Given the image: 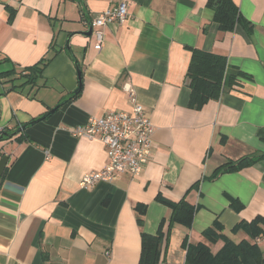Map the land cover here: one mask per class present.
Listing matches in <instances>:
<instances>
[{
  "label": "crops",
  "instance_id": "1",
  "mask_svg": "<svg viewBox=\"0 0 264 264\" xmlns=\"http://www.w3.org/2000/svg\"><path fill=\"white\" fill-rule=\"evenodd\" d=\"M119 1L83 0L82 8L78 0H0V70L26 72L50 58L33 83L15 86L25 78L0 76V131L14 133L0 141L8 156L0 180V264H140L142 233L160 227L155 264H185V240L220 249L222 240L202 234L215 220L239 241L248 236L231 233L238 221L264 217V160L211 178L228 161L264 153V0H232L240 19L231 31L219 29L207 0H123L126 20L103 27L97 50L94 34L80 32ZM193 48L226 56L251 79L190 109ZM128 87L154 126L148 162L137 177L125 172L82 188L85 173L106 165L107 150L99 138L70 131L91 116L130 112ZM157 196L195 205L191 227H169L171 209ZM139 205L146 206L141 222ZM258 238L264 257V236Z\"/></svg>",
  "mask_w": 264,
  "mask_h": 264
},
{
  "label": "trees",
  "instance_id": "2",
  "mask_svg": "<svg viewBox=\"0 0 264 264\" xmlns=\"http://www.w3.org/2000/svg\"><path fill=\"white\" fill-rule=\"evenodd\" d=\"M80 6L84 7L83 0H78ZM207 5L213 9V20L217 22L222 31L234 29L240 19L238 7L232 0H207ZM50 58H45L28 67L26 72H14V67L0 70V76L16 74L9 81L25 78L15 86L33 83L41 73ZM186 77L190 88L188 107L198 110L210 100H217L222 93L235 89L243 80H250L251 76L238 67L228 63L227 57L221 54L207 52L197 48L191 50V59L187 68ZM74 94H72L73 96ZM4 132V131H3ZM2 156L0 152V157ZM259 160H264V153H257L241 157L235 161H228L219 166L211 175L214 179L225 172L240 170L251 166ZM157 200L171 209L169 227L175 224L190 228L196 212V206L190 204L185 198L179 201H171L161 196ZM231 205L235 209L241 208L236 199H231ZM139 211V222L145 213L146 206H137ZM219 222H215L205 229L202 234L208 242L222 240L220 249L213 252L206 242L188 243L183 242L185 248V264H263V253L255 241L256 238L264 236V217L255 216L250 221L240 220L232 228L231 233L243 231L248 238L234 241L221 230ZM159 228L154 235L142 233V247L140 264H155L159 260L163 240L162 231Z\"/></svg>",
  "mask_w": 264,
  "mask_h": 264
},
{
  "label": "built area",
  "instance_id": "3",
  "mask_svg": "<svg viewBox=\"0 0 264 264\" xmlns=\"http://www.w3.org/2000/svg\"><path fill=\"white\" fill-rule=\"evenodd\" d=\"M128 16L126 1H119L92 21L94 48L103 46V27L109 23H122ZM131 111L110 110L101 116H91L84 125L70 132L75 137L99 138L107 150L108 161L103 169L85 173L80 181L82 188H91L99 181H113L122 173L137 177L143 171L152 152L154 126L138 102L133 87L126 89ZM3 131H0V134ZM258 242L259 238L255 239ZM109 256V253H106Z\"/></svg>",
  "mask_w": 264,
  "mask_h": 264
},
{
  "label": "water",
  "instance_id": "4",
  "mask_svg": "<svg viewBox=\"0 0 264 264\" xmlns=\"http://www.w3.org/2000/svg\"><path fill=\"white\" fill-rule=\"evenodd\" d=\"M86 26H87V30L86 31H81L80 33L83 34V35H86V36H91L92 34V21L91 20H87L86 21ZM65 49L69 51V53L73 56V53L71 52V49L69 47V43L67 41L66 45H65ZM74 57V56H73ZM74 65L76 67V70H77V74H78V77H79V85L78 87L73 91L74 93H77L79 90H80V87H81V69H80V65H79V62L78 60H74ZM65 101H62L58 104H56L53 108H51L48 112L44 113L42 116L32 120L29 124H34L36 122H39L40 120L50 116L51 114H53ZM29 124H24L22 125L21 127H19L17 129V131L21 130V129H25ZM14 133H7V132H3L0 134V141L1 140H5L7 139L8 137L12 136ZM7 162H8V156L7 155H2L0 157V180H1V177L3 176V173L5 171V168H6V165H7Z\"/></svg>",
  "mask_w": 264,
  "mask_h": 264
},
{
  "label": "rangeland",
  "instance_id": "5",
  "mask_svg": "<svg viewBox=\"0 0 264 264\" xmlns=\"http://www.w3.org/2000/svg\"><path fill=\"white\" fill-rule=\"evenodd\" d=\"M72 56V55H71Z\"/></svg>",
  "mask_w": 264,
  "mask_h": 264
}]
</instances>
